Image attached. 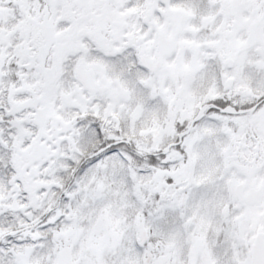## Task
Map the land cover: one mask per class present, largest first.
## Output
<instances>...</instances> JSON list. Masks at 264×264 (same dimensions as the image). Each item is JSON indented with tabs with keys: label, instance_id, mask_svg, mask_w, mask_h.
I'll use <instances>...</instances> for the list:
<instances>
[{
	"label": "snow or ice",
	"instance_id": "1",
	"mask_svg": "<svg viewBox=\"0 0 264 264\" xmlns=\"http://www.w3.org/2000/svg\"><path fill=\"white\" fill-rule=\"evenodd\" d=\"M0 264H264V0H0Z\"/></svg>",
	"mask_w": 264,
	"mask_h": 264
}]
</instances>
